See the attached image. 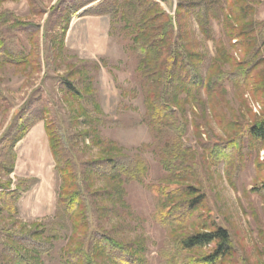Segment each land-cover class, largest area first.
Segmentation results:
<instances>
[{
  "label": "trees",
  "instance_id": "trees-1",
  "mask_svg": "<svg viewBox=\"0 0 264 264\" xmlns=\"http://www.w3.org/2000/svg\"><path fill=\"white\" fill-rule=\"evenodd\" d=\"M21 1L0 0V6ZM28 3L39 23L0 13V72L12 68L27 79L44 74L45 80L69 64L70 72L57 78L55 89L62 92L72 120L86 123L88 130L70 134L63 117L36 87L13 115L2 153L10 157L44 123L61 177L57 222L49 232L54 239L64 224L70 230L63 264H152L145 241L129 240L120 234L119 224H112L131 215L128 187L136 184L157 200L153 219L165 232L157 264H249L231 229L217 219L207 176L223 166L225 180L238 193L242 174L253 164V188L243 194L257 196L264 208V161L259 157L264 150V22L255 21L254 0H179L174 16L162 7L173 11V0H57L50 11L34 0ZM82 11V17H108L113 34L136 59L135 82L152 143L135 154L102 136L107 121L91 100L89 75L99 72V64L81 61L74 68L66 56V35ZM193 23L204 41L214 45L210 64L198 51ZM215 24L222 29L220 39ZM20 36L29 43L27 53L15 45ZM227 85L240 95L238 113L222 106ZM247 93L262 105L259 115L250 110ZM211 118L224 134H215ZM190 133L197 135L196 147L187 141ZM81 143L98 155L84 159ZM145 151L160 169L153 183L147 182L151 167ZM0 169L5 170L4 163ZM21 197L20 186L13 188L10 180L1 183L0 212L13 217ZM47 234L39 226L30 233L24 227L4 228L0 264H46Z\"/></svg>",
  "mask_w": 264,
  "mask_h": 264
},
{
  "label": "rangeland",
  "instance_id": "rangeland-1",
  "mask_svg": "<svg viewBox=\"0 0 264 264\" xmlns=\"http://www.w3.org/2000/svg\"><path fill=\"white\" fill-rule=\"evenodd\" d=\"M34 1L37 6L47 11H50L57 2V0ZM178 1L173 0V11L164 4L162 7L174 16ZM254 2L255 21L264 22V0H254ZM0 13L13 14L16 19L23 22H40L38 17L32 16L28 0L4 4L0 6ZM82 13L72 19L66 35V56L74 68L78 67L81 61L99 64V72L91 70L89 75L92 86L91 100L100 107L107 121L101 127L102 136L119 142L128 152L135 154L143 145L152 143L149 130L144 124L143 96L135 82L136 59L120 44L116 34H113L108 17H82ZM47 19L48 15L41 22L43 27ZM191 27L198 42V51L207 57L210 64L216 55L213 43L204 41L194 23ZM192 30L190 28V32ZM215 31L217 39H220L222 29L218 24H215ZM15 45L24 53L29 50V43L22 36L15 39ZM235 56L239 57L238 54ZM68 65L63 64L56 73L45 80L44 74L27 79L23 72L12 68L0 72L2 94L0 98V162L5 164V170L0 169V184L10 180L13 188L20 186L22 192V197L17 204L18 212L13 217L0 212V247L4 228H12L15 231L24 227L30 233L39 226L41 230L46 229L47 235L51 237L47 242L50 252L44 258L46 264H63L61 256L69 243L70 230L69 226L64 224L60 234L54 239L53 233L49 232L57 222L61 177L50 152L44 123L37 124L15 147L10 157L4 158L2 150L13 115L23 108L25 102L29 101L32 90L36 87L45 93L46 100L63 117L62 122L65 121L70 134L80 135L88 130L86 123L72 120L68 104L62 99V92L55 89L57 78L64 77L70 72ZM227 87L228 95L221 99L224 101L222 106L226 110L238 113L242 109L240 95L236 94L230 85ZM244 98L253 114L259 115L262 105L248 93ZM211 122L217 136L224 134L212 118ZM196 139L197 135L194 133H190L187 137L189 144L194 147H196ZM81 146L84 159L98 155L97 150L84 149L83 143ZM263 153L264 150L260 153V161H264ZM142 154L151 167L147 182L153 183L158 179L160 169L150 152L145 151ZM11 169L13 173L8 177L6 174ZM223 174L224 169L221 166L207 176L210 183V204L218 221L228 226L233 232L238 245L248 256L249 264H264L263 204L257 196L246 197L243 194V190L249 191L253 188L252 183L256 177L254 165L249 164L242 174L238 193L230 187ZM128 203L131 215H126L125 221L119 223L113 221L112 224L113 226L119 224L120 234L129 237V240L143 239L148 248L147 257L152 264H157V252L165 237V232L155 224L153 219L157 200L146 188L136 184L128 187Z\"/></svg>",
  "mask_w": 264,
  "mask_h": 264
},
{
  "label": "water",
  "instance_id": "water-1",
  "mask_svg": "<svg viewBox=\"0 0 264 264\" xmlns=\"http://www.w3.org/2000/svg\"><path fill=\"white\" fill-rule=\"evenodd\" d=\"M89 8H91V7H89ZM88 9V8H87ZM87 9H85L84 11H86ZM84 11H82V12H84Z\"/></svg>",
  "mask_w": 264,
  "mask_h": 264
},
{
  "label": "built area",
  "instance_id": "built-area-1",
  "mask_svg": "<svg viewBox=\"0 0 264 264\" xmlns=\"http://www.w3.org/2000/svg\"><path fill=\"white\" fill-rule=\"evenodd\" d=\"M264 154V153H263Z\"/></svg>",
  "mask_w": 264,
  "mask_h": 264
}]
</instances>
